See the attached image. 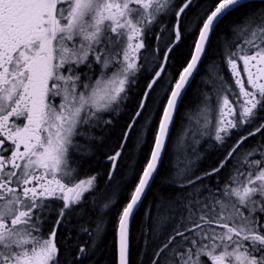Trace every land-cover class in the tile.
Here are the masks:
<instances>
[{"label":"snow or ice","instance_id":"obj_1","mask_svg":"<svg viewBox=\"0 0 264 264\" xmlns=\"http://www.w3.org/2000/svg\"><path fill=\"white\" fill-rule=\"evenodd\" d=\"M109 232L113 264H264V7L0 0V264Z\"/></svg>","mask_w":264,"mask_h":264},{"label":"trees","instance_id":"obj_2","mask_svg":"<svg viewBox=\"0 0 264 264\" xmlns=\"http://www.w3.org/2000/svg\"><path fill=\"white\" fill-rule=\"evenodd\" d=\"M253 5L254 7L262 8L264 7V0L262 1L253 0ZM112 238H113L112 233L109 232V234L105 238L104 245L102 246L99 252V255L97 257V264H113V258H114L115 252L109 243L112 240ZM137 250L138 249L134 247L133 259H135Z\"/></svg>","mask_w":264,"mask_h":264},{"label":"water","instance_id":"obj_3","mask_svg":"<svg viewBox=\"0 0 264 264\" xmlns=\"http://www.w3.org/2000/svg\"><path fill=\"white\" fill-rule=\"evenodd\" d=\"M259 1V0H258ZM260 1H262V0H260Z\"/></svg>","mask_w":264,"mask_h":264}]
</instances>
